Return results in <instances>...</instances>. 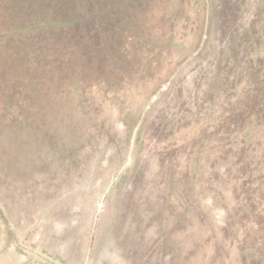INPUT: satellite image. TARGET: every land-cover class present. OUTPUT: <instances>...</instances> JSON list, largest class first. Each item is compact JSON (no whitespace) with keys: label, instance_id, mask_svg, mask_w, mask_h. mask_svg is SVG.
I'll return each mask as SVG.
<instances>
[{"label":"rangeland","instance_id":"rangeland-1","mask_svg":"<svg viewBox=\"0 0 264 264\" xmlns=\"http://www.w3.org/2000/svg\"><path fill=\"white\" fill-rule=\"evenodd\" d=\"M1 257L264 264V0H0Z\"/></svg>","mask_w":264,"mask_h":264},{"label":"trees","instance_id":"trees-1","mask_svg":"<svg viewBox=\"0 0 264 264\" xmlns=\"http://www.w3.org/2000/svg\"><path fill=\"white\" fill-rule=\"evenodd\" d=\"M32 17H36L37 14L32 13ZM75 19L70 18L68 16L63 17V16H58V14L55 16H52L50 13L43 14L42 12L38 15V22L34 24L33 28H26V26L23 28V33L25 35L27 33H35L33 34L34 37L38 36H46L50 35L51 36H56L59 35L66 27H69L73 24V21ZM11 33H14L16 31H10ZM63 33V32H62ZM32 36V38H33ZM32 42V41H31Z\"/></svg>","mask_w":264,"mask_h":264},{"label":"crops","instance_id":"crops-1","mask_svg":"<svg viewBox=\"0 0 264 264\" xmlns=\"http://www.w3.org/2000/svg\"><path fill=\"white\" fill-rule=\"evenodd\" d=\"M0 264H6L3 257L0 258Z\"/></svg>","mask_w":264,"mask_h":264}]
</instances>
